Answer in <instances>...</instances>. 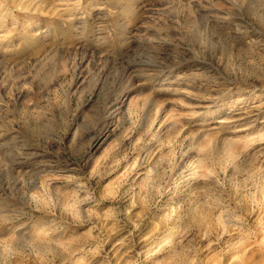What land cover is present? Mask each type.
Returning a JSON list of instances; mask_svg holds the SVG:
<instances>
[{"label":"rangeland","instance_id":"374dc122","mask_svg":"<svg viewBox=\"0 0 264 264\" xmlns=\"http://www.w3.org/2000/svg\"><path fill=\"white\" fill-rule=\"evenodd\" d=\"M96 1L0 0V264H264V0Z\"/></svg>","mask_w":264,"mask_h":264},{"label":"bare ground","instance_id":"6f19581e","mask_svg":"<svg viewBox=\"0 0 264 264\" xmlns=\"http://www.w3.org/2000/svg\"><path fill=\"white\" fill-rule=\"evenodd\" d=\"M90 1V3L89 4H96V3H98V1H96V0H89ZM93 7V6H92Z\"/></svg>","mask_w":264,"mask_h":264}]
</instances>
